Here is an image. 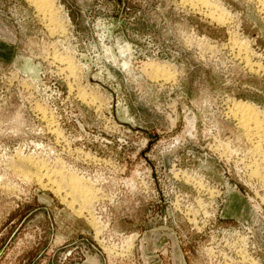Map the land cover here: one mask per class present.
Returning <instances> with one entry per match:
<instances>
[{
  "label": "rangeland",
  "instance_id": "1",
  "mask_svg": "<svg viewBox=\"0 0 264 264\" xmlns=\"http://www.w3.org/2000/svg\"><path fill=\"white\" fill-rule=\"evenodd\" d=\"M202 1L0 0V264H264V0Z\"/></svg>",
  "mask_w": 264,
  "mask_h": 264
},
{
  "label": "bare ground",
  "instance_id": "2",
  "mask_svg": "<svg viewBox=\"0 0 264 264\" xmlns=\"http://www.w3.org/2000/svg\"><path fill=\"white\" fill-rule=\"evenodd\" d=\"M31 2H33L34 4H35V6L37 7V8H40L41 10H43V11H47V14L51 17L52 16V13H53V9L52 8H50L49 6H48V2L46 3V0H30ZM187 1H192V0H187ZM199 1V0H198ZM206 1V0H205ZM204 0L202 1V2H205ZM44 3H46L47 5H45ZM49 4H50V2H49ZM50 6H52V5H50ZM39 9V10H40ZM45 15V14H44ZM46 16V15H45ZM220 17V16H219ZM218 17V18H219ZM217 18V19H218ZM221 18V17H220ZM219 18V19H220ZM51 20H52V18H51ZM53 32V31H52ZM70 66V65H69ZM81 95V94H80ZM238 113H240V112H238ZM238 116V115H237ZM251 119V118H250ZM242 122H244V123H242L241 125L243 126V127H245V129H246V131H247V125H248V122H245V120L243 119L242 120ZM255 126H253L254 127V129L252 130V131H254V132H252V131H250V132H252L251 134H249L248 133V135H251L252 137H254V136H256V138L258 137V136H260L259 135V131H260V124H258V122H257V120H255V124H254ZM250 127V126H249ZM244 129V130H245ZM261 134V133H260ZM248 137V136H247ZM72 179V178H71ZM73 180V179H72ZM74 180H75V178H74ZM73 180V181H74ZM74 186H76V185H74ZM84 191V190H83ZM80 192V191H79ZM82 192V191H81ZM81 192H80V194H81Z\"/></svg>",
  "mask_w": 264,
  "mask_h": 264
},
{
  "label": "water",
  "instance_id": "3",
  "mask_svg": "<svg viewBox=\"0 0 264 264\" xmlns=\"http://www.w3.org/2000/svg\"><path fill=\"white\" fill-rule=\"evenodd\" d=\"M119 123H121V124H123V125H125L127 128H129V129H131V128H133V126L131 127L129 124H127V123H124V122H119ZM137 128V127H136Z\"/></svg>",
  "mask_w": 264,
  "mask_h": 264
}]
</instances>
